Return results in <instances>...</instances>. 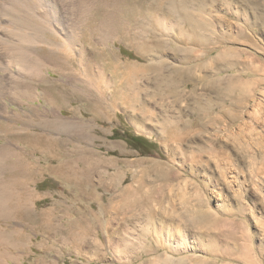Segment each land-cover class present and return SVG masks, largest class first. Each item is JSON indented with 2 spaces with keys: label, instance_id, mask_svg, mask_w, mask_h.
Returning a JSON list of instances; mask_svg holds the SVG:
<instances>
[{
  "label": "rangeland",
  "instance_id": "rangeland-1",
  "mask_svg": "<svg viewBox=\"0 0 264 264\" xmlns=\"http://www.w3.org/2000/svg\"><path fill=\"white\" fill-rule=\"evenodd\" d=\"M12 1L0 0L5 16ZM55 1L56 29L77 34L70 50L0 23L2 37L29 47L0 39V122L13 130L0 142V264H264V0H192L195 21L212 29L202 45L165 0L157 25L134 24L122 4L116 36L101 16L121 5ZM93 22L101 30L88 31ZM48 23L44 36L62 43ZM37 26L29 32L42 36ZM222 51L241 64H218ZM52 165L57 176L44 172ZM79 169L90 177L74 193L63 182L77 183Z\"/></svg>",
  "mask_w": 264,
  "mask_h": 264
},
{
  "label": "bare ground",
  "instance_id": "bare-ground-1",
  "mask_svg": "<svg viewBox=\"0 0 264 264\" xmlns=\"http://www.w3.org/2000/svg\"><path fill=\"white\" fill-rule=\"evenodd\" d=\"M163 1L164 0H100V7H104V9L105 8H107V7H110V6H112V5H121V6H119V8H115L114 7V10L112 11V10H109V9H107L106 11V13H104V12H102L103 13V15L105 16V20H104V16H101L100 14H99V16H101V17H103V20L101 21V22H103V23H105L106 22V33L107 34H109V36L110 35H112V36H116V35H114V29H115V23L116 22H118V24L120 25V28H122V24L123 23H120L119 21H116L118 18H120V16H122L121 15V13H122V4H123V6H124V4L125 5H127V6H130V8L131 9H133V10H135V16L133 17L132 15H134L133 13H132V17L133 18H130L132 21H133V23L134 24H137V23H141V21L142 20H147V21H149L150 23L152 22V24H156V23H159L160 22V20L158 19V12H159V10L160 11H162L163 10ZM166 1V4L168 5V9H167V7H166V9H167V11L165 10L164 11V13L167 15V16H169V17H176V16H178V18H180V20L181 21H183V22H186V25H188L190 28H189V30L186 32V34L185 35H187V37H188V40L189 41H195L196 43H199V44H201L202 43V41L204 40V37H205V35H204V33H200V32H202L203 30H204V28L206 27V26H204V24H203V22H200V21H195V18H196V20H197V18H199V16H200V14H199V12H197V15H193V14H191L190 13V8H192L193 7V5H195L193 2H192V0H165ZM199 1H204V0H199ZM208 1V0H207ZM210 2L211 1H215V0H209ZM208 1V2H209ZM219 1V0H218ZM251 1V0H250ZM256 1V0H255ZM5 2H6V0H5ZM10 2V1H9ZM197 2H198V0H197ZM2 3V2H1ZM79 3V2H78ZM92 3V2H91ZM7 4V3H6ZM99 5V4H98ZM116 5V6H117ZM198 5V4H197ZM197 5H195V6H197ZM127 6H126V8H127ZM57 7H58V2L57 1H55V0H13L12 1V3H11V6H9L8 8H7V16H5V14H3V13H1V10H0V23H1V21H2V17L3 16H5L6 17V20L8 21V22H6L7 23V26L10 28V30H11V32L12 33H14V31H15V33L17 32V33H21L22 35H25V40L26 41H28V42H37V43H40V44H42V45H45L46 44V46L48 45H51L52 47H54V48H56V49H59V48H62V46H67L66 48H64V50L65 49H69L70 50V48H71V46L70 45H72V44H75V41H76V35H75V28L74 27H72L71 29H66L65 27H63V28H59V29H56V28H58L57 26V24H56V22H57V19H58V16H59V14H58V11H57ZM82 7V6H81ZM6 8V7H5ZM83 8V7H82ZM102 9V8H101ZM100 9V10H101ZM91 10V9H90ZM99 10V11H100ZM103 10V9H102ZM109 10V11H108ZM126 10V9H125ZM130 10V9H129ZM132 10V11H133ZM98 11V10H97ZM99 11L97 12V13H99ZM104 11V10H103ZM127 11H128V9H127ZM126 11V12H127ZM199 11V10H198ZM123 14V13H122ZM176 14V15H175ZM3 15V16H2ZM127 15V14H126ZM125 15V16H126ZM130 15V14H129ZM165 16V15H164ZM94 17V16H93ZM261 17V16H260ZM95 18H96V16H95ZM194 18V19H193ZM95 20V19H94ZM94 20H92V21H94ZM51 22V23H53L52 25H50L49 23V26L47 27V30H48V32L50 33V35H54V36H58L59 34H58V32H60L61 34H62V36H63V38H64V40L62 41V43H60V42H58L57 40L56 41H52V39H49V37H47V35H45L44 36V23L45 22ZM122 21V20H121ZM98 22V21H97ZM37 23H39L40 25H41V27L40 28H38V30L40 31V32H43V34H42V36L40 35V36H35L34 34H32L31 32H29V30H33V31H35V29H37ZM177 23V22H176ZM180 24V23H179ZM99 25V24H98ZM97 24H96V22H95V24H94V22H93V25H90V26H92L91 28H90V26H88V28H87V30L88 29H90L91 30V32H95L97 29H100V28H102V26L103 25H99L100 26V28H99V26H98ZM157 25V24H156ZM185 25V24H184ZM7 26L6 27H4V26H2L1 24H0V33L1 34H5V33H3V32H1L3 29H8L7 28ZM70 26V25H69ZM74 26H75V24H74ZM76 27V26H75ZM87 27V26H86ZM208 28V27H207ZM207 28H205V29H207ZM43 30V31H42ZM101 30V29H100ZM116 30H118V29H116ZM208 30H210L209 28H208ZM212 30V29H211ZM211 30L209 31V33L211 32ZM27 31H28V33H27ZM89 31V30H88ZM87 31V32H88ZM98 31V30H97ZM207 31V30H206ZM264 31V30H263ZM90 32V33H91ZM212 32H214V31H212ZM14 33V34H15ZM27 33V34H26ZM31 33V34H30ZM34 33V32H33ZM243 33V32H242ZM116 34V33H115ZM119 34V33H118ZM127 34V33H126ZM206 34V33H205ZM212 34H214V33H212ZM212 34H210V35H212ZM241 34V33H240ZM89 35V34H88ZM120 35V34H119ZM204 35V36H203ZM217 34H215V36H216ZM5 36V35H4ZM2 37L1 35H0V39H2L1 41L3 42V41H6V43H7V47H8V49L9 50H12V51H16V52H23V51H28V46H27V48H24L25 46L24 45H21V42H18L17 40L15 41V40H13L11 37H12V35H10L9 33L8 34H6V36L5 37ZM29 36L31 37V38H29ZM122 36V38H123V40H128V36L127 35H125V34H122L121 35ZM214 36V37H215ZM140 37V36H139ZM186 37V36H185ZM186 37V38H187ZM213 37V36H212ZM251 37V36H250ZM24 38V37H23ZM27 38H29V39H27ZM62 38V37H61ZM115 38V37H114ZM206 38H210V36H209V34H208V37H206ZM217 38H218V36H217ZM55 39V38H54ZM53 39V40H54ZM196 39V40H195ZM220 39V38H219ZM219 39H217L218 41H219ZM58 40H59V38H58ZM86 40V39H85ZM88 40V39H87ZM109 40V39H108ZM122 40V41H123ZM188 40H187V42H188ZM217 40H215V41H217ZM20 41H21V39H20ZM60 41V40H59ZM205 41V40H204ZM78 42V41H77ZM107 42V41H106ZM124 42V41H123ZM212 42V41H211ZM210 42V43H211ZM5 43V42H4ZM208 43V42H207ZM24 44V43H23ZM79 44V43H78ZM31 45V44H30ZM34 45V44H33ZM202 45V44H201ZM205 45H206V43H205ZM24 46V47H23ZM41 45H39V48H41L40 47ZM51 47V48H52ZM197 47V46H196ZM204 47V46H203ZM160 48H162V47H160ZM206 48V47H205ZM31 49V48H30ZM34 49V48H33ZM43 49V48H42ZM45 49V48H44ZM204 49V48H203ZM50 50V49H49ZM243 50V49H242ZM31 51V50H30ZM34 51V50H33ZM213 51V50H212ZM42 52V51H41ZM70 52V51H69ZM6 53V52H5ZM23 53H25V52H23ZM23 53H20V54H23ZM40 53V52H39ZM12 54V53H11ZM192 54H194V53H192ZM233 54V52L231 53V54H229V52H221V53H219L218 55H216V62L218 63V64H220L221 63V65L223 64L224 66H226V68L227 67H234L235 65L236 66H238V64H241V62L239 61L240 59H234V57L236 56V55H232ZM7 55V54H6ZM189 55H191V54H189ZM208 55H211V51H205L204 50V52L200 55H198V56H201V57H205V56H208ZM71 56V55H70ZM197 56V57H198ZM239 56V55H238ZM243 56V55H242ZM213 57V56H212ZM2 58V57H1ZM11 58V57H10ZM42 58V57H41ZM200 58V57H199ZM12 59H14L13 57H12ZM182 59V61L183 62H185L187 59L189 60V61H192L194 58L191 56H185V57H183V58H181ZM196 59V58H195ZM201 59V58H200ZM214 59V58H213ZM22 60H24V59H22ZM44 60V59H43ZM19 61V60H18ZM67 61V60H66ZM211 61H213V60H211ZM11 62V61H10ZM197 62H199V61H197ZM215 62V61H214ZM244 63L246 62V61H243ZM14 63V62H13ZM242 64V66H244V67H246L245 65L246 64ZM253 63V62H252ZM63 64V63H62ZM156 64V63H155ZM61 65V64H60ZM199 65V64H198ZM212 65V64H211ZM222 65V66H223ZM248 65V64H247ZM152 66V65H151ZM212 66H214V64L212 65ZM218 66V65H217ZM223 66V67H224ZM9 67V66H8ZM110 67V66H109ZM112 67V66H111ZM178 67V66H177ZM202 67H204L203 65H202ZM206 67V66H205ZM221 66H219V68H220ZM222 67V68H223ZM6 68V67H5ZM166 68V67H165ZM249 68V67H248ZM35 70V69H34ZM45 70H47V69H45ZM175 70V69H174ZM31 71V70H30ZM50 71V70H49ZM125 72V71H124ZM182 72V71H181ZM41 73V72H40ZM45 73H47V72H45ZM170 73H171V71H170ZM36 75H38V74H36ZM40 75V74H39ZM242 76V75H241ZM261 77V76H260ZM239 78V77H238ZM242 78V77H241ZM171 79V78H170ZM178 79V78H177ZM194 79H196V80H199L198 78H194ZM7 80V79H6ZM39 80V79H38ZM42 80V79H41ZM200 80H203V78H201ZM236 80H238V79H236ZM261 80V79H260ZM40 81V80H39ZM244 81V80H243ZM242 81V82H243ZM43 83V82H42ZM91 83V82H90ZM245 83V82H244ZM251 83H253V82H251ZM95 84V83H94ZM238 84L240 85V81L238 82ZM243 84V83H242ZM248 84V83H247ZM94 86V85H93ZM242 86V85H241ZM240 86V87H241ZM31 87H33V86H31ZM173 87V86H172ZM35 88V87H34ZM56 88V87H55ZM227 88V87H226ZM36 90V89H35ZM58 90V89H57ZM27 92V91H26ZM58 92L59 91H57V92H55L56 94H58ZM37 93L39 94V96H44V95H47L48 96V94L47 93H45V90L43 91V89L41 90V92L39 91H37ZM60 93H61V91H60ZM233 93V92H232ZM51 94H52V91H51ZM55 94V95H56ZM61 94H64V93H61ZM79 95L80 96H83V95H87L85 92H83V91H80L79 92ZM94 95V94H93ZM60 97V96H59ZM52 98H54V97H52ZM51 98V99H52ZM64 100V99H63ZM52 102V101H51ZM50 102V103H51ZM53 114V113H52ZM59 116V115H58ZM227 116V115H226ZM196 124H197V121H196ZM41 128V127H40ZM167 129V128H166ZM10 130H12V127L11 126H8V125H6V124H4V123H1L0 122V142L2 141V140H4V131L6 132V133H9L10 132ZM12 132H13V130H12ZM14 135V134H13ZM11 136V135H10ZM10 136H8V137H10ZM15 137V136H14ZM13 137V138H14ZM39 140L42 142V143H44V139H42V138H39ZM6 142V141H5ZM6 143H8V142H6ZM56 143V142H55ZM40 144V143H39ZM5 145V144H4ZM12 145V144H11ZM15 145V144H14ZM5 147H6V145H5ZM9 147V146H8ZM7 147V148H8ZM31 148V147H30ZM5 149V148H4ZM3 149V145L0 143V165L2 164V159H4L5 158V150ZM6 152H8L7 150H6ZM13 152L14 151H11V153L10 154H8V155H6L10 160H12L13 158L14 159H16L14 156H16V155H13ZM27 152V151H26ZM7 154V153H6ZM19 154V153H18ZM22 155V154H21ZM48 155H50V153L48 154ZM47 156V155H46ZM6 157V158H7ZM18 157V156H17ZM8 159V160H9ZM17 161V160H16ZM22 162V161H21ZM25 162H27V161H25ZM27 164H29V163H27ZM31 164H33V163H31ZM29 166V165H28ZM53 166V165H52ZM65 166V165H64ZM31 167V166H30ZM30 167H24V168H26V170L25 171H27V173L29 174V176L30 175H32L33 174V170H32V168L34 167H31V169H30ZM83 167V166H82ZM1 169V168H0ZM30 169V170H29ZM63 169V168H62ZM82 169V168H81ZM81 169H79L78 171H79V173H78V178H79V180L77 181V184H76V187L78 188V191H84V190H86V180L90 177V171H88V170H81ZM96 169V168H95ZM3 170V169H2ZM58 170V169H57ZM64 170V169H63ZM66 170L67 169H65L64 170V172H65V174H67V176H69L68 175V172L66 173ZM97 170V169H96ZM21 172V171H20ZM61 171H59V173H60ZM64 172H63V174L62 175H64V177H65V174H64ZM24 173V172H23ZM101 173H102V171H101ZM99 174V173H98ZM97 174V175H98ZM27 175V174H26ZM95 175V174H94ZM101 175V174H100ZM28 176V177H29ZM83 177H85V178H83ZM30 179H31V177H29ZM116 179V178H115ZM21 180V179H20ZM29 180V179H28ZM14 181V180H13ZM25 182V181H24ZM88 182H89V180H88ZM5 183V182H4ZM3 183V184H4ZM13 183H15V182H13ZM0 184H1V181H0ZM25 186V185H24ZM23 186V187H24ZM90 186V185H89ZM88 186V187H89ZM5 188V187H4ZM22 188V187H21ZM26 188V187H25ZM14 189H15V187H14ZM24 189V188H23ZM22 189V190H23ZM29 189V188H28ZM26 189H24V191H25ZM81 192V193H82ZM85 192V191H84ZM87 192H88V189H87ZM86 192V193H87ZM4 193V192H3ZM78 193V192H77ZM5 194H6V192H5ZM24 194V193H23ZM22 194V195H23ZM7 195V194H6ZM80 195V194H79ZM82 195V194H81ZM9 197V196H8ZM7 197V198H8ZM12 197V196H11ZM80 197V196H79ZM87 197V196H86ZM4 195H2V186L0 185V221H1V219H2V209H3V203H4ZM10 198V197H9ZM8 198V199H9ZM81 198H82V196H81ZM79 199V198H78ZM7 200V199H6ZM84 200V199H83ZM6 202V201H5ZM15 204V203H14ZM9 206V205H8ZM25 206V205H24ZM101 207V206H100ZM87 208V207H86ZM90 208V207H89ZM18 209V208H17ZM27 209V208H26ZM80 209V208H79ZM13 210V209H12ZM93 210V209H92ZM101 210V209H100ZM99 210V211H100ZM26 211V210H25ZM24 211V212H25ZM25 214H26V212H25ZM29 214V213H28ZM86 216V215H85ZM89 216V215H88ZM89 217H92V215L90 214V216ZM88 217V218H89ZM93 217H95V216H93ZM92 217V218H93ZM82 218V217H81ZM3 220V219H2ZM81 220V219H80ZM88 220V219H87ZM91 221L93 220V219H90ZM85 221V220H84ZM84 223V222H83ZM86 224V223H85ZM8 230V229H7ZM12 233V232H11ZM16 234V235H15ZM20 233L19 232H17V231H15L14 232V234L13 235H15V237H14V243L15 244H18L20 241L18 240V238H22V237H20V235H19ZM5 235H7L6 233H5V230H4V228L2 227V221L0 222V244H3L2 242L4 241V238L6 237ZM11 235V234H10ZM9 236V235H8ZM11 237V236H10ZM11 240V239H10ZM6 241V240H5ZM4 250V249H3ZM1 258H2V254L0 253V260H1ZM3 260V259H2Z\"/></svg>",
  "mask_w": 264,
  "mask_h": 264
},
{
  "label": "crops",
  "instance_id": "crops-1",
  "mask_svg": "<svg viewBox=\"0 0 264 264\" xmlns=\"http://www.w3.org/2000/svg\"><path fill=\"white\" fill-rule=\"evenodd\" d=\"M47 169V170H46ZM58 168L56 167V166H49V167H46L45 168V170H44V172H46L47 171V173H48V171H49V173L50 174H54V175H56L57 176V174H56V172H54V171H56ZM64 183V185L69 189V190H71V191H73L74 193H76L77 191H78V189H77V187H76V182L75 181H64L63 182ZM48 189H44V192H49V191H47Z\"/></svg>",
  "mask_w": 264,
  "mask_h": 264
}]
</instances>
